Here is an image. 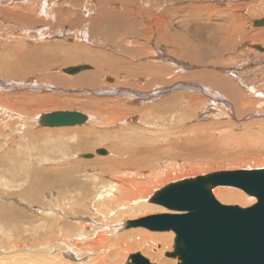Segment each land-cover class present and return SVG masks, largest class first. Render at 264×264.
Returning <instances> with one entry per match:
<instances>
[{
  "label": "bare ground",
  "instance_id": "bare-ground-1",
  "mask_svg": "<svg viewBox=\"0 0 264 264\" xmlns=\"http://www.w3.org/2000/svg\"><path fill=\"white\" fill-rule=\"evenodd\" d=\"M171 1L177 2V0H0V50H2L0 52V149H4L5 153L9 154L14 149L11 145L16 144L18 149L21 148L22 151L25 150L24 156L19 155L17 158H10L6 155V157L3 158V165L6 166V169L19 164V159H25L26 157L35 159L37 156L36 158L38 161L36 160V162L39 163V166L40 164L43 166V163L46 162H64V160L68 159L66 153L68 151L66 150L74 149L78 144L80 145V142L83 139L82 136H91L92 134H100L99 138L103 140L112 139L113 137H116V140H122L126 136H128V139L133 140L145 136V138L150 139L148 142L157 143L158 151L154 152L152 155L155 159L157 156H160L161 151L171 154L173 151H183L185 145L198 143V141L201 140V137L198 133L191 135V132H199V130H202L206 126L198 123L188 126L187 123H190V121L194 122L196 119L200 121L203 116L214 118L223 116L224 112L227 113L226 109L222 106L223 104L221 105L215 102L217 100L219 101L223 99L221 101L226 102L230 98L231 102L236 106V112L239 116L244 114L243 112L245 109L254 107L256 103L264 105V87L262 88L263 90H258L253 85L251 87V84H249L248 87L246 86V91L238 84L239 82L237 79L241 78L238 71H235L234 73V70L228 68V70L233 72V75H235L234 77L237 78L236 79L232 76L228 78L226 75H229L230 71H227L224 68L218 67L217 69L207 68L208 66L204 67L211 63L209 57H212V55L209 54L208 57L205 55V51L192 50L194 48L193 41L196 39L192 40L191 38L193 37V34L188 32L190 25L197 24L198 28H212L214 31L221 34L218 36L222 39V42L218 47L221 49V53H219L218 57H223L228 50L236 51L239 47L242 49L246 47L251 53L255 54V46H257L258 43L264 44V24L256 26L255 23L257 21H264V16H262L263 18L259 16L261 19H253L254 21L251 23L256 27L252 29L253 31L249 32L247 28L250 15L256 13V11L262 10L264 0H184L187 2L185 5L178 6V8H166L169 7L168 5H170L169 3H171ZM178 1L180 2V0ZM84 3L85 5H82ZM55 6H57V8ZM185 15H191L192 18L188 19L183 17ZM59 16H64L66 19L63 24L64 27L61 28L59 26V28H61L59 29L60 36L57 38L54 35L56 32L49 29V22L52 23V20L55 17L59 18ZM76 16H78V20L81 22V27H83L82 29L85 31V37L88 41H90L91 38H94V35L91 34L95 33V29L99 28L100 24H104L106 20L113 18L122 21L123 23H120L121 25L119 24L120 27L118 26L117 29L116 27L118 24L109 26V28L100 29L97 32H99L100 34H98L102 37H106L108 43L111 44L112 42V44L117 45V48H115L116 50H114L117 55H120L117 58H120L125 53L126 55L134 54V56H137L138 54L141 57H144V60L132 64L130 68H134L136 71H143V73L144 70H148L149 78L146 79L143 76L139 78L138 81L132 83L129 82V79L133 74L132 72L129 71L122 76L120 75V72H118L119 80L114 84H107L105 82L103 83V87H100V84L104 80V74L114 73L113 70L105 68L103 62L98 63L97 67L93 70H90L91 68L85 69L72 75H70L71 73L55 74L51 72L54 67L46 65L47 70H44V72L42 71L43 74L39 77L37 76L39 81H48V84L42 86L37 84L33 79L29 80L27 78L31 72L29 69L30 67L22 70L23 74L26 73L23 76L28 79L26 82L24 79L20 80L18 75L10 73L11 70L15 69L18 65H21V62L23 64V61L27 60L31 53L33 54L36 51H38L41 56H44L47 62H52L56 60L58 61V59L62 57L59 54L62 51L64 52L66 50L68 52L77 50L75 47H67L71 46L67 43V45L63 44L71 34L74 35L77 33L76 37H73L76 40H78V36H80V30L74 32L72 31V24L70 25L71 27L66 25V22L69 24L68 21L71 22ZM21 22L36 24L30 26L22 24ZM60 24L62 25V23ZM68 31H70V34H68L67 37L64 36ZM114 36H118V39L114 40ZM81 37L79 39H81ZM137 37L138 39H136ZM188 37L191 38L189 39ZM153 38H155V40H153ZM141 39L144 40L143 43H141ZM169 40L172 42L174 41L176 49L171 50L169 48L167 45V41ZM247 40H253L256 43L248 45L245 43ZM162 43L168 47L170 52L164 50V47L161 46ZM198 44L202 45L200 42H198ZM155 45L158 46V49L162 54L152 57L150 55V50H154V48H156ZM82 47H85V45ZM261 47H263L264 50V46ZM41 50H45L43 53L46 54H41ZM80 50L82 51L78 50L79 53L77 54L78 56L74 57V59H76L74 62L80 61L83 58V55L89 54L83 52L84 50L87 52V48H80ZM95 51L91 48L88 49L90 54ZM153 53L156 52L152 51V54ZM114 55L107 56L113 58ZM55 56L58 57L56 58ZM256 56L259 57L257 54ZM261 56L264 58V51ZM67 57L70 58L71 56ZM160 58L162 61H160ZM170 59H173V64H167L170 62ZM152 60H156L157 62L155 61V63H152ZM220 61L222 60L216 59L215 63ZM197 62L200 63L202 67L200 64H196ZM27 65L28 64H26V66ZM179 68H182L180 69L181 72L175 74ZM252 72L254 73L255 71ZM28 77L31 78L30 76ZM244 78L245 77H242V79ZM143 81L146 83L142 84ZM171 81L177 83L170 87L164 85ZM244 81L246 80L244 79ZM254 82H256V80ZM53 84H60L61 86L71 87L72 89L78 88L89 94L97 92L98 94H107V96L84 97L79 95V91H77L78 94L74 93L75 95L70 94L69 97H65L62 93H53L54 90L56 91L55 88L59 87H54ZM240 84L243 85L244 83ZM25 85H28V87L30 86L29 89L33 90V93L30 90L27 92L26 89L28 88H26ZM96 86L97 89L101 90H94ZM154 86H158V88L155 89ZM151 87H154L155 92L150 93L151 90H145ZM37 90H46L48 93L40 94L41 91L38 92ZM171 90L173 91L170 95H164ZM192 90L195 92L198 91L201 95H198L197 92L189 93V91L193 92ZM35 91L37 92L34 93ZM222 93L226 97H224ZM256 93L259 94L258 98L251 96ZM119 94L124 95L125 98H129V95H132L135 97L137 103L143 102V105L139 104L135 107L131 105L133 101L128 105L129 101L127 102L120 97ZM205 95L207 96L206 98ZM74 98H79L80 100H73ZM150 100L157 101H155V103H153L154 101L150 103ZM75 105H77L76 107L80 105L81 107L93 108L94 115H88L87 123L89 125L84 129H81L82 131H78L76 135H71L72 140L66 138V131H68L66 128L63 129V126H44L41 124V116L43 114L36 116V112L40 109H48L50 107L58 106L74 107ZM156 110H160L162 115H157L155 113ZM227 110H229V108ZM136 112H140L141 115L139 118L137 119L135 116L129 119V113L134 114ZM263 115L264 112L259 113V116ZM137 120L139 122L137 124H140V127L137 125L139 128L136 127L135 129L140 130V132L138 131L140 134L134 131V133L132 132L128 134H114L105 131L106 128H117L119 126H122V128L120 127L121 129L118 128L119 131L124 130L126 127L130 128L129 126H133L132 123L135 121L137 122ZM36 123L40 124L42 127H47L48 130L45 131V128H43L44 131H42V129L41 132L38 130L40 133H38V131L37 133H35L36 131L33 132L32 128ZM77 126L78 125H75L74 127ZM102 128H105V132L101 130ZM132 128L133 127H131V129ZM214 128H216V126ZM49 129L52 130L49 131ZM142 130H144V132H142ZM132 134L135 136H132ZM68 136L70 135L68 134ZM99 138L98 140H100ZM210 139L211 138H208V140ZM24 140L29 141L26 143ZM72 142H75V144ZM134 142L139 141L135 140ZM113 144L114 142H110V145ZM226 145H228V143L225 144V146ZM113 147L115 150L121 148L120 145L116 148L115 144ZM26 148H28V150H26ZM40 148H42V150H40ZM34 150H37L38 152L34 153ZM117 151H115L112 158L109 159L107 156L108 158L104 157L99 160L106 164L103 168H111L112 172L110 175H112L113 179L105 181L98 178L97 181L94 180L96 183L95 186L91 183L92 188H90V190L92 197L83 201L85 208L81 209L82 205H79L82 196L80 194L73 196L72 191L68 190V194L64 199V219H62V215L57 214L55 211H46L45 208L38 209L39 213H44L42 215L49 216L48 218H52L50 216H54L55 214V217L58 218L56 228L64 224V230L67 233H74L70 234L69 237L75 239V241L70 244L74 247L73 250H75L76 253H64V250L57 247L50 249V246L53 245V243L50 242L51 240L49 241L50 244L48 243L49 245H44L45 242L41 239V242H39L37 240L38 237H36L37 235L34 234H27L24 239V241L34 240L33 243H18L11 238V236H14L13 234L7 235L3 232L5 235L0 240V264L69 263L64 257H67L68 259L77 258V260L82 259V261H84V263L78 262V264H124L128 260L133 247H138L137 249L142 250L144 249L143 252L148 251V253H150L153 251L154 246L159 242L163 244V247L159 251L151 253V258L159 264L166 263L168 259L164 257L163 252L165 249H174L175 247L174 241L176 233L173 230L152 231L158 232L155 234L152 232L143 233L135 239L122 238L121 241L118 240L120 248L117 247L115 252H110L111 249L109 248L100 247L99 244L101 242H97L98 245H96V247L94 246L92 250H85L87 246H82L79 242L83 237L82 232L86 229V225L96 224V221H98L94 215L99 213L101 217L108 216L111 213L112 207L117 208L125 206L123 210H120L121 216H124L125 214L138 215L145 210H161L163 213H179V210H170L163 205L155 204L150 201H142V199L154 195L156 192L154 189H157V186L162 185L165 180L168 179L170 181L174 169L179 170V174L186 171L187 167H183L180 163L178 165L177 161H174V163L170 162L169 164L164 162L161 163V167L154 170L151 173V177H149L144 169L140 168L135 170L134 163L126 165V155L118 154L120 156L118 157L116 154ZM94 154L95 156L99 155L96 151ZM76 155L77 154H75V156ZM78 156L83 158V160L85 158L83 154H79ZM29 161H24L28 167L26 166L25 169L23 167L21 172L17 174H11L13 178L0 174V207L5 211V214H7L6 216L11 214V207H7L4 203L6 200L3 199V196H14L17 194V192H10L9 189L12 188L14 190V188L22 186L26 188L25 191H32L38 186V181L25 184L28 182L27 178L30 177V175L35 176L36 173L39 172L38 169L34 167L35 162L31 160L34 162L32 164V162L30 161V163ZM261 161L259 160V162ZM21 165H24L23 161L21 162ZM187 166L191 167L190 169L197 170L195 169V165ZM165 167H167V169ZM43 169L46 170L45 167ZM143 173H145V175H143ZM188 173L189 175H196V172L194 171ZM20 175L25 176L20 177ZM18 178H21V180L18 181ZM241 190L242 189L237 187L218 186L213 189V193L216 198L225 205L238 203V205L242 207H249L257 202L255 196L246 194L244 190V192ZM26 193L24 194L28 196ZM29 195L33 198L36 197V194L33 196L32 192L29 193ZM83 195H85V192ZM137 196L141 199H136V202L140 203L134 206L130 205V203H134V201L130 200ZM90 205H92V207H90ZM37 214L38 213H35L33 216L37 217ZM72 221H77L78 223L73 224ZM131 221H134V219L127 222ZM127 222L118 225V227H113V229L116 230L117 228H120L124 231V228L128 229ZM54 228V225H48L47 232L42 234H44L49 240L52 235L50 230ZM139 228L140 229L138 230H142L144 227ZM78 229H81V233L77 231ZM144 229V231L142 230L143 232H145L147 228ZM129 230H131V228ZM148 230L149 229H147V231ZM117 246L119 245L117 244ZM170 257L176 258L177 256ZM178 260L179 263L180 259L178 258Z\"/></svg>",
  "mask_w": 264,
  "mask_h": 264
},
{
  "label": "rangeland",
  "instance_id": "rangeland-1",
  "mask_svg": "<svg viewBox=\"0 0 264 264\" xmlns=\"http://www.w3.org/2000/svg\"><path fill=\"white\" fill-rule=\"evenodd\" d=\"M213 2H216V1H213ZM57 3H59V2H57ZM186 3L187 2H185L184 0H180V2L178 0H177V2L171 1V3H169L170 5H168L169 7H166V8H178V6L180 7L182 5H185ZM82 5H85V3ZM55 7L57 8V6H55ZM65 7H66V5H65ZM263 8H264V3H263V7H262L261 11H256V13H252V15H250L249 22H248V28H247V30L249 32L253 31L252 30L253 28H256V27H254V24H252L254 21L253 19H255V20H256V18L261 19L260 17L264 16V13H263L264 9ZM76 17H77V19H76ZM76 17L74 19L75 21L74 20H71V22L68 21L69 24H67V22H66V25L70 26L72 24L73 25L72 31H74V32H77L78 30H80V36H78V40L73 38V37H76L77 33L74 35L71 34L67 37V35L70 34V31H68L64 35L68 39H67V41H65L64 43L62 42V43L65 45H67V44L71 45V46H67V47H75V48H77V50L68 51L69 53L66 50L65 51L67 53L65 51H64L65 53L62 51L64 56L62 55V52H60L59 54L62 57H60L58 59V61L56 60V61H52V62H47V60H45V57L41 56L38 53V51H36L33 54L31 53L28 56V59L23 61V64L21 62V65H18L15 69L11 70L10 73L14 74V75H18L19 79L20 80L24 79L25 82L28 79L29 80L33 79L37 84L42 86V85L48 84V81L47 82H46V80L39 81L37 79V76L39 77L40 75L43 74L44 70H47L46 65L47 66H53L54 71L52 70L51 72H53L55 74H60V73L61 74H68V73H65L63 69L70 67V66H77V65L83 64V65H90L92 67L90 70H93L97 67L98 63L103 62L105 65V68L113 70L114 73H105L103 76L104 80L100 84V87H103V83H105V82L107 84H114L117 80H119L118 79V76H119L118 72H120L121 76L128 73L129 71L132 72L133 74H132L131 78L129 79V82H132V83L138 81V79L143 77V76L146 79L149 78V75H148L149 71L148 70H144V73H143V71H136L134 68H130V66L132 64H135V63H138V61L141 62L142 60H144L143 59L144 57H141L138 54H137V56H134V54L126 55V53H125L120 58H117L118 56H120L119 54L117 55V53L114 51V50H116L115 48H117V45L112 44V42H111V44L108 43L107 38L102 37L101 35H99L100 33L97 32L100 29L109 28V26L118 24L116 27V29H117L119 24L123 23L122 21H119L118 19L111 18L112 20L108 19L105 21L106 23L104 22L105 25L100 24L99 28L95 29V33L91 34V35H94L93 36L94 38H91V40L93 41V44H92L91 40L88 41L86 39L85 31L82 29L83 27H81V22L78 20L79 19L78 16H76ZM183 17L188 18V19L192 18L191 15H185ZM59 18L55 17L52 20V23L49 22V24H50L49 29L51 31L56 32V33L54 32L55 33L54 35L57 38H58V36H60V34H59L60 30L59 29L64 27L63 24H64L65 19H66L64 16L63 17L59 16ZM55 19H56V22H55ZM21 23L25 24V25H30V26L31 25L33 26L36 24V23H27V22H21ZM60 23H62V25ZM0 24H1V22H0ZM59 26L61 28H59ZM189 27L190 28L188 29V32L189 33L191 32V34H193V37L192 38L190 37V38L192 40L196 39L193 41L194 42L193 43L194 48L192 50L205 51L206 52L205 55H207V56L209 54L212 55V57L208 56L209 59L211 60L210 61L211 63L207 64L204 67L208 66L207 68H217V69H218V67L224 68L227 71H230L229 75L228 74L226 75L228 78L231 76L234 77L235 75H233V72L235 73V71H238V74L241 78H238V79L236 77H234V78L237 79L240 87L244 88L246 91H247V87L249 84H251L250 85L251 87L253 85L258 90L264 89L263 88L264 87V82H263V80H264L263 76L264 75H262V74H264V72H263L264 71V61H263L264 58H262V56H261L263 54L264 50L261 51V50L256 49V52L254 54V53H251L248 49H246V47H244L243 49L241 47H239L238 49H236V51L228 50V51H226V54L223 57H218L219 53H221V49L218 47L222 42L221 37H218V36H220L221 34L217 33L212 28H210V29L204 28V27L198 28L197 24H192ZM257 28H259V27H257ZM80 37H81V39H79ZM105 38H106V41H105ZM206 38H209V39H206ZM115 39H118V36H114V40ZM136 39H138V37ZM139 40H140V38H139ZM153 40H155V38H153ZM197 41L200 42L202 45H199ZM143 42H144V40L141 39V43H143ZM243 42H245V41H243ZM81 43L83 45H85V47H82L83 45ZM245 43L248 45H251V44H254L256 42L253 40H247ZM37 45H39V44H37ZM77 45H79V46H77ZM167 45L169 46V48L171 50L176 49L174 41L173 42L170 40L167 41ZM257 45L264 46V44H262V43H260V44L258 43ZM155 46H156V48H154V50L153 49L150 50V55L152 57H156L158 54H162L160 52V50L158 49V46L157 45H155ZM161 46L164 47V50L166 52H170V50L168 49V47L166 45H164V43H162ZM80 48H83V49L87 48V52L85 50L83 52L89 53V54L83 55V58L80 61L74 62L76 60V59H74V57L78 56L77 54L79 53V51H82V50H80ZM89 48L93 49L94 51L98 48L100 51L97 49L98 52L96 50L95 52H93V53L91 52L92 54H90V52H88ZM48 49H50V48H48ZM217 49H220V50H217ZM101 50H103V51H101ZM1 51L2 50H0V52ZM44 51L45 50H41V54ZM152 51H154L156 53L152 54ZM74 52H77V53H74ZM44 54H46V53H43V55ZM256 54L259 55V57L256 56ZM107 55H109V56L114 55V57L109 58V56H107ZM67 56H71V57L68 58ZM55 57L57 58L58 56H55ZM140 57H141V59H140ZM254 57L256 58V60ZM163 58H167V57H163ZM216 59H219L222 61L215 63ZM155 61L152 60L151 62L155 63ZM160 61H162L161 58H160ZM26 64H28V65L26 66ZM162 64H163V62H162ZM167 64H173V59H170V62ZM196 64L199 65L200 63L197 62ZM215 64H217V65H215ZM200 66L202 67L201 64H200ZM25 68H29L31 70V72L28 75L31 78H29L28 76H27L28 79L26 77H23L26 73L23 74L22 70H25ZM228 68H230L231 70H234V71L232 72L231 70H228ZM180 69H182V68H179V70L175 74L180 73L181 72ZM183 70H184V68H183ZM258 70H260V71H258ZM27 71H28V69H27ZM252 71H255V72L253 73ZM70 75H72V74H70ZM246 76H248L249 78ZM242 77H245L244 79L246 81H244V79H242ZM107 78H112V81L107 80ZM251 79H252V81H251ZM239 80H241L242 82ZM255 80H256V82H254ZM143 83H146V82L143 81L142 84ZM175 83H177V82L171 81L170 83H167L164 85L166 87H170L171 85H173ZM240 83H244V84L242 85ZM164 85H162V86H164ZM25 86H26V88H28V89H26L28 92V90H30L29 89L30 86L29 87H28V85H25ZM53 86L54 87L59 86V87L55 88L56 91L54 90L53 93H58V94L62 93L65 97H69L70 94H74V93L78 94L77 91H79V95L84 96V97H101V96L106 97L107 96V94H102V93L98 94L97 92L89 94V93H86V91H82L78 88L72 89L71 87H64V86H61L60 84L59 85L53 84ZM154 87H155V89L158 88V86H154ZM154 87H151V88L145 89V90L146 91L151 90L150 93H153V92H155ZM92 89H94V88H92ZM94 90L100 91L101 89H97V86H96ZM30 91L33 93V90H30ZM37 91H35L34 93H36ZM40 91H38V92H40V94L48 93V92H46V90H40ZM172 91L173 90H171L170 92L168 91L164 95L167 94L166 96H168L172 93ZM192 91L193 92L189 91V93H196L197 92L198 95H201V93H199L198 91H196V92L194 90H192ZM84 94H87V95H84ZM253 94L251 96H253L254 98L259 97V94L256 93L255 94L256 96ZM222 95L224 97H226L223 93H222ZM119 96L122 97L123 99H125L127 102L129 101L128 102L129 104L127 103L128 105H130V103L132 101H133V103H131V105H133L135 107H137L139 104L143 105V102L137 103V101H135L136 100L135 97L132 95H129L130 96V97L128 96L129 98H127V97L125 98L124 95H120V94H119ZM206 97L207 96L205 95V98ZM73 100H80V99L74 98ZM221 100H223V99H221ZM221 100H219V101L217 100L215 102L218 104H221V105L223 104L222 106L226 109L227 113L224 112L223 116L214 117V118L213 117L211 118L210 116H208V117L203 116L200 121H198V119H196V120H194V122L190 121V123H187L188 126H192L193 124H197V123L206 126L205 128L202 129L203 131L199 130L200 133L198 131L191 132V135L198 133L199 136L201 137V140L198 141V143H191V145L190 144L185 145L184 147L186 150L184 149L183 151H178V152L173 151V152H171V154L161 151L160 156H157L155 159L153 158L152 155L154 152L158 151L157 143L148 142V141H150V139L145 138V136L143 138L133 139V140L128 139V136L124 137L122 140L121 139L116 140L115 139L116 137H113L112 139L103 140V139L99 138L100 134L99 135L98 134H96V135L92 134L91 136H82L83 139L80 142V145L78 144V146L75 147L74 149H67L66 150V151H68V152H66L67 156H68L67 160H64V162H49V163L46 162V163H43L44 164L43 166H42V164H40V166H39V163L36 162V160H37V158H36L37 156H36L35 159H32L31 157H26L25 159L21 158V160L19 159V161H18V163L20 162L19 164L13 165L9 169H6V166L3 165V163H4L3 158H5L6 155L10 158H17L19 155L24 156L25 150L22 151L21 148L18 149V146L16 144L11 145L14 149L9 154L5 153L4 149H0V174H3L5 176L7 175L9 178H13L11 176V174L12 173L17 174V173L21 172L23 167H24V169L26 166L28 167V165H26V163L24 161H29V160L30 161L33 160L35 162L34 167L36 169H38V171H39L38 173H36L35 176L30 175L31 178L28 177L27 178L28 182L25 183V184H28L29 182L38 181V186L35 190L25 191L26 188L21 186V187L14 188V190L12 188L9 189L10 192H17V194H15L14 196H3V199L6 200L4 203L7 205V207H11L10 208L11 214L6 216L7 214H5V211H3V209L0 207L1 208L0 209V240L2 239V237H4L5 234H7V235L13 234L14 236L13 237L11 236V238L15 242L33 243L34 240H25L24 241V239H25V235L34 234V235H37L36 237H38L37 240L39 242H41L40 239L45 242L44 245H49L50 242L53 243V245L50 246V249L57 247V248H61L62 250H64V253H76V251L73 250L74 247H72L70 244L71 242L75 241V239H71L69 237L70 234H74V233H70V234L67 233L64 230V224H62V226L56 228L58 218L55 217V214H54V216H50L52 218H48L49 216H43L42 215L44 213H42V214L39 213L38 209L45 208L46 211H51V210L55 211L57 214L62 215V217H63L62 219H64V208H65L64 199H65V196L68 194L67 193L68 190L72 191L73 196H75L77 194H80L82 196V198L79 202V205H82L81 209L85 208L84 207L85 204L83 201L92 197L91 190H90V188H92L91 183L95 186V184H96L95 181H97L98 178L103 179L105 181H109V180L113 179L112 175H110V173L112 172L111 168H107V167L103 168L104 165H106V164L103 163V161H99V160H101L102 158L107 157V156L110 159L114 156L115 151L118 150V149L117 150L114 149V147H113L114 144H115L116 148L119 145L121 146V148L116 152V154L117 155L118 154L119 155H126V158H127V159L125 158L126 165H128L130 163H134L135 164V166H134L135 170L142 168L145 170V172L147 173V175L149 177H151V173L154 170H157L158 168H160L161 167L160 164L164 163V162L169 164L170 162L174 163V161H177L178 165L180 163L183 165V167H187V169H186L187 172L183 171L182 172L183 174L182 173L178 174L179 170L174 169L173 173H172L173 175H172L171 180L170 181L168 179L165 180L162 185H159V186H157L158 187L157 189H154L155 191H157L158 189H160V188H162V187H164L167 184L172 183V182H176V181L186 179V178L197 177V176H201V175H205V174H209V173H214V172H218V171L264 168V115L259 116V113L264 112V105H260L259 103H256V105L254 107L249 108V109H245L246 111L244 110V112H243L244 114L242 116H239L238 113L236 112V106L231 102L230 98L226 102H224V101L222 102ZM152 101H154V100H150V103ZM155 101H157V100H155ZM155 101L153 103H155ZM146 102H144V103H146ZM150 103H148V104H150ZM227 104H228V106H227ZM76 106L77 105L74 106L75 108L74 107H60V106H58V107H50L48 109L45 108L46 110L40 109L36 112V116H40L44 113H51L54 111H62V110H64V111L76 110V111H80L82 113H85L87 115H90V114L94 115L93 108L81 107L80 105H78V107H76ZM228 108H229V110H227ZM155 113L157 115H162L160 110H156ZM127 115H128V113H127ZM140 115H141L140 112H136L134 114L129 113L128 117L130 119V118L136 116L138 119ZM137 123H139L138 120H137V122L136 121L133 122L132 123L133 126H129L130 128L126 127L124 130H120L121 132L119 131V129H121L122 126H119L117 128L116 127L110 128V129L106 128L105 131L112 132L114 134H120V133L128 134V133H132L134 131V132L140 134L139 133L140 130L135 129L136 127L137 128L140 127V124H137ZM218 124H220V125H218ZM88 125L89 124L87 122H85L84 124L78 125L77 126L78 129H77V127H74V126H72V127L71 126H65V127L63 126V129L66 128V130H68V131H66L67 132L66 138L67 139L70 138V140H72L71 135H76L78 133V131H82L81 129H84ZM215 126H216V128H214ZM131 127H133V128L131 129ZM208 127L209 128L212 127V128L209 129ZM33 128H32V131L33 132L36 131L35 133H37L38 130L41 132V129H42V131H44L43 128H45V131L48 130L47 127H42L38 123H36ZM104 129L105 128H102L101 130H103V132H105ZM51 130L52 129H49V131H51ZM39 131H38V133H40ZM142 132H144V130H142ZM202 133H203V135H202ZM68 134L70 136H68ZM189 134H190V132H189ZM132 136H135V135L132 134ZM225 136H226V138H225ZM237 137H238V139H237ZM98 138L100 140H98ZM208 138H211V139L208 140ZM135 140H138L139 142H134ZM231 140L232 141L235 140V141L232 142ZM24 141L27 143L29 140H24ZM212 141H216V142H212ZM110 142H114V144L110 145ZM227 143H228V145L225 146V144H227ZM73 144H75V142ZM215 144H219V145H215ZM220 145H221V148H220ZM99 148L107 149L108 154L96 155L93 158H87V159L84 158V160H83V158H80L78 156L79 154H84V153H94ZM158 148H159V145H158ZM26 150H28V148H26ZM40 150H42V148H40ZM33 152L37 153L38 151L34 150ZM172 153H174V154H172ZM75 154H77V155L75 156ZM119 155H118V157H120ZM255 159H257V160H255ZM160 160H161V162H160ZM259 160L260 161L262 160V161L259 162ZM22 161L24 163L23 166L21 165ZM33 161H31L32 164L34 163ZM187 165H190V166L195 165V169H197V170L190 169L191 167H188ZM44 167L46 168V170L43 169ZM165 168L167 169V167H165ZM192 170L194 172H196V175H194V176H193V174H190L191 176L189 175L188 172H193ZM176 174H178V175H176ZM143 175H145V173H143ZM24 176L25 175H23V176L20 175V177H24ZM17 180L19 181V180H21V178H18ZM241 191H243V190H241ZM31 192H32L33 196L36 194V197L33 198L31 195H29V193H31ZM84 192H85V195H83ZM24 193L28 194V196L25 195ZM151 196H153V195H151ZM151 196L143 198L142 201H150ZM136 199H141V198L138 196L133 198L130 201H134V203H132V204L130 203V205H132V206L138 205L140 202H136ZM216 199L218 200V198H216ZM230 204L238 205V203H230ZM90 207H92V205H90ZM123 208H125V206H120L117 208L112 207L110 215L104 216V217H101L99 215V213H96L94 215V217L96 219H98V221H96L97 225L96 224H87L86 229H84L82 232L83 237L79 240V242L82 244V246H87L86 247L87 249L85 248V250H92L94 246L96 247V245H98V243L101 242L99 244L100 247H106V248L111 249L110 252H115L117 247L120 248V243L118 242V240L121 241L122 238L123 239H135L137 236H141L143 233H151L152 231L148 230L149 231L148 232L146 229V231L143 232L145 230L144 228H142V230H143L142 231V230H138V229H140L139 227H133V226L130 227L131 230H129L130 228L127 226L128 229L124 228L125 230L122 231L120 228H117L116 230H114L113 227H118V225H122V223L127 222L129 220H133V219L135 220V219L142 218L145 216L163 213L161 210H151V211L145 210V211H143V213H140L138 215H136V214H125L124 216H121L120 210H123ZM35 213H38L37 217L33 216ZM4 216H6V217H4ZM16 217H18V218H16ZM72 222H73V224L78 223L77 221L76 222L72 221ZM4 223H5V225H4ZM48 225H54L56 228V229L54 228V229L50 230L52 232V235H51L49 240L44 236V234H42V233L47 232ZM36 226H38V227H36ZM77 231H79V233H81V229H78ZM3 232H5V234H3ZM152 233L155 234L158 232H152ZM175 237H176V235H175ZM118 238H120V239H118ZM86 243H88V244H86ZM174 243H175V241H174ZM117 244L119 246H117ZM162 245L163 244L161 242H159L156 246H154L153 251H151L150 253H148V251L143 252L144 249L142 250V249H137L138 247L137 248L133 247V250L130 252V254L136 253V252H141L145 257L149 258L151 262L159 264L157 261H155V260L153 261V259L151 258V253L157 252L160 249H162V247H163ZM173 250L174 249H171V248L165 249L166 252L173 251ZM164 252H163V255L165 258L168 259V261H166V263H163V264H170V263L171 264H177L178 263L179 260L177 257L174 258V257L167 256L166 252L165 253ZM64 258L66 261L69 262V263H64V264H78V262L84 263V261H82V259L77 260V258H73V259H68L67 257H64Z\"/></svg>",
  "mask_w": 264,
  "mask_h": 264
},
{
  "label": "water",
  "instance_id": "water-1",
  "mask_svg": "<svg viewBox=\"0 0 264 264\" xmlns=\"http://www.w3.org/2000/svg\"><path fill=\"white\" fill-rule=\"evenodd\" d=\"M262 24L264 21L255 23ZM256 48L263 50L259 45ZM90 68L82 64L67 67L64 72L76 74ZM87 120L88 115L80 111H55L41 116V124L52 127L75 126ZM96 152L108 154L105 148ZM83 156L93 158L95 154ZM217 186L240 188L255 196L257 202L249 207L222 204L213 193ZM150 202L179 213L153 214L127 222V226L173 230L174 251L166 255L177 256V264H264V168L218 171L182 179L158 189ZM124 264L156 263L136 252Z\"/></svg>",
  "mask_w": 264,
  "mask_h": 264
},
{
  "label": "flooded vegetation",
  "instance_id": "flooded-vegetation-1",
  "mask_svg": "<svg viewBox=\"0 0 264 264\" xmlns=\"http://www.w3.org/2000/svg\"><path fill=\"white\" fill-rule=\"evenodd\" d=\"M255 48H256V46H255ZM257 49V48H256Z\"/></svg>",
  "mask_w": 264,
  "mask_h": 264
}]
</instances>
